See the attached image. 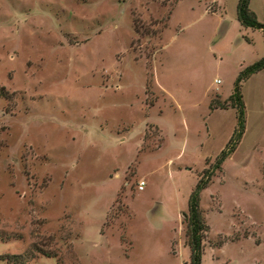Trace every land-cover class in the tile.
Listing matches in <instances>:
<instances>
[{
  "label": "rangeland",
  "instance_id": "rangeland-1",
  "mask_svg": "<svg viewBox=\"0 0 264 264\" xmlns=\"http://www.w3.org/2000/svg\"><path fill=\"white\" fill-rule=\"evenodd\" d=\"M237 4L0 0V264H190L189 196L237 126L211 104L264 55ZM241 94L201 264H264V69Z\"/></svg>",
  "mask_w": 264,
  "mask_h": 264
},
{
  "label": "trees",
  "instance_id": "trees-1",
  "mask_svg": "<svg viewBox=\"0 0 264 264\" xmlns=\"http://www.w3.org/2000/svg\"><path fill=\"white\" fill-rule=\"evenodd\" d=\"M249 5L250 0H238L236 16L239 23L244 27L259 29L264 34V23L257 20L255 14L250 10ZM262 69H264V55L258 61L245 67L239 72L234 83L233 92L226 101L219 103L218 106H213V104H211L212 109H227L230 106L235 108L237 126L235 127L233 135L226 145V148L221 151L211 169L204 171L189 196L188 210L185 217L187 224V244L190 249V264H201L203 239L207 230L200 207L201 192L207 187L214 173L221 169L222 161L235 149L245 130V105L241 94V82Z\"/></svg>",
  "mask_w": 264,
  "mask_h": 264
},
{
  "label": "built area",
  "instance_id": "built-area-1",
  "mask_svg": "<svg viewBox=\"0 0 264 264\" xmlns=\"http://www.w3.org/2000/svg\"><path fill=\"white\" fill-rule=\"evenodd\" d=\"M215 83H219V79H216V80H215ZM144 184H145L144 181H140V182H139V185H138V189H139V190H142Z\"/></svg>",
  "mask_w": 264,
  "mask_h": 264
}]
</instances>
